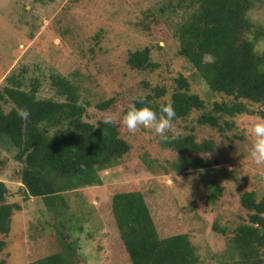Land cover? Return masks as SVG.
I'll list each match as a JSON object with an SVG mask.
<instances>
[{
    "label": "rangeland",
    "instance_id": "obj_1",
    "mask_svg": "<svg viewBox=\"0 0 264 264\" xmlns=\"http://www.w3.org/2000/svg\"><path fill=\"white\" fill-rule=\"evenodd\" d=\"M163 1L0 0V86L13 74L29 88V81L35 77L39 80L38 97L60 100L50 75H62L79 86L80 97L86 102L83 119L96 123L111 117L130 145L116 164L98 169L101 185L63 192L65 218L74 215L77 220H67L81 226L66 230L77 241L78 264H130L110 210L109 199L116 191L139 190L158 235L186 233L201 262H214L225 254L226 241L235 226L246 219L239 194L247 189L254 190L257 198L264 195V164H256L248 150L252 124L264 116L236 115L234 127L224 135L198 124L199 110H193L185 120L172 121L166 134L184 133L192 127L197 141H214L213 151L193 154L206 160L207 166L178 171L177 151L164 146L151 129L139 126L129 132L121 123L119 106L108 111L95 107L110 96L125 100L142 96L157 84L164 85L170 95L179 73L190 78L192 90L205 99L206 105L222 98L209 92L190 62L177 52L174 27L180 13L155 20L148 28L138 24L148 12L156 13ZM248 16L264 31V1L256 3ZM144 46L149 47L156 68H130L126 63L129 52ZM263 48L264 37L256 43L258 52ZM249 106L264 112V106ZM10 107L4 105L5 110ZM15 151L13 146L0 143V180L7 187L6 200L19 205L12 211L8 232L0 233V258H6L8 264H27L56 252L59 244L53 213L41 197L22 193V163L14 158ZM210 181L222 187L214 200L206 195ZM214 222L225 228L224 232L213 229Z\"/></svg>",
    "mask_w": 264,
    "mask_h": 264
},
{
    "label": "trees",
    "instance_id": "obj_2",
    "mask_svg": "<svg viewBox=\"0 0 264 264\" xmlns=\"http://www.w3.org/2000/svg\"><path fill=\"white\" fill-rule=\"evenodd\" d=\"M262 1L166 0L154 10L156 13L150 11L138 22L142 28H148L155 20L180 13L181 18L174 27L177 52L190 62L209 92L221 94V99L206 105L205 99L192 90L190 78L179 73L173 80L170 95L164 85L157 84L142 96L127 100L110 96L98 101L95 107L108 111L117 105L122 113L129 102L143 100L158 112L161 105L171 102L176 113L173 121L185 120L193 110H199L198 124L209 126L220 135L227 129L232 130L236 115L264 116L263 111L249 106H264V48L259 52L256 49L264 31L248 16V11ZM126 63L140 70H153L157 66L147 46L130 51ZM50 78L62 99L38 97V78L29 81V88L13 74L4 78L5 84L0 86V143L16 149L14 158L22 163L19 177L23 195L41 197L55 219L53 230L59 249L27 264H78L77 241L66 230L81 229V226L68 221L77 220L76 216L65 218L67 203L63 192L101 185L98 169L116 164L130 145L120 136L115 120L105 124V119L96 123L83 119L86 102L80 97L77 83L59 74H51ZM5 104L11 107L5 110ZM22 108L29 110L26 119L18 115ZM54 128L59 129L52 132ZM167 136L161 143L177 151L178 171L208 165L202 157L193 154L213 151L212 139L197 141L192 127L184 133ZM144 162L151 167L146 159ZM221 190V185L210 181L206 195L214 200ZM6 194V184L0 180V233L8 232L12 211L19 207L8 202ZM109 201L130 264H264V195L257 198L254 190L246 189L239 194L246 219L235 226L233 235L226 241L225 254L218 255L214 262L199 260L186 233L159 236L139 190L116 191ZM212 227L221 232L225 230L215 222ZM0 264H8L6 258L1 257Z\"/></svg>",
    "mask_w": 264,
    "mask_h": 264
},
{
    "label": "clouds",
    "instance_id": "obj_3",
    "mask_svg": "<svg viewBox=\"0 0 264 264\" xmlns=\"http://www.w3.org/2000/svg\"><path fill=\"white\" fill-rule=\"evenodd\" d=\"M137 104L140 106L138 107ZM18 115L21 118L29 116V110L22 108ZM176 116L171 102L161 105L157 110L149 107L143 100L129 102L127 109L122 112L121 123L129 132L137 131L139 126L151 129L161 140H167L166 130L172 126L173 118ZM111 117L104 120L110 124ZM252 140L249 145V154L256 164H264V118H260L252 124Z\"/></svg>",
    "mask_w": 264,
    "mask_h": 264
}]
</instances>
